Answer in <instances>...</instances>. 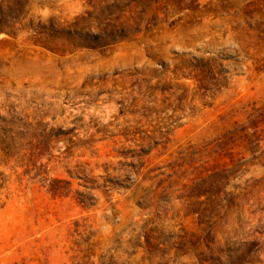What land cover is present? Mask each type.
I'll use <instances>...</instances> for the list:
<instances>
[{
  "label": "rangeland",
  "instance_id": "1",
  "mask_svg": "<svg viewBox=\"0 0 264 264\" xmlns=\"http://www.w3.org/2000/svg\"><path fill=\"white\" fill-rule=\"evenodd\" d=\"M0 264H264V0H0Z\"/></svg>",
  "mask_w": 264,
  "mask_h": 264
}]
</instances>
